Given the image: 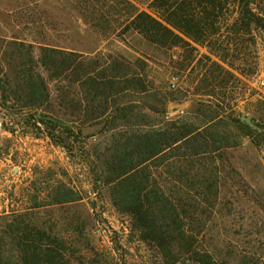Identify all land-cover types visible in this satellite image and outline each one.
Instances as JSON below:
<instances>
[{"label": "rangeland", "instance_id": "rangeland-1", "mask_svg": "<svg viewBox=\"0 0 264 264\" xmlns=\"http://www.w3.org/2000/svg\"><path fill=\"white\" fill-rule=\"evenodd\" d=\"M129 1L150 11V0ZM118 9L119 0H0L4 264H22L13 232L19 223L52 233L51 239L61 242L65 264H264V31L253 26L256 43L245 34L240 50L233 46L247 69H255L240 84L238 108L252 116L255 129L229 120V83L224 97L217 93L219 80L216 90L206 94V46L194 44L199 50L195 69L178 76L175 60L189 56L190 47L151 46L133 30H124L126 12ZM103 12L107 24L99 20ZM228 30L229 22L222 28L225 36ZM41 45L83 54V73L97 60L109 76L106 84L98 86L86 76L77 81L74 69L55 76L40 61ZM29 65L48 87L40 105L24 83ZM35 115L74 129V154L58 145ZM182 122L204 133L208 129L219 141L195 161L175 147L141 165L132 156L136 175L147 168L149 189L164 193L171 204L165 208L153 202V215L164 221L174 208L190 215L181 224L186 234L149 240L117 203L113 187L104 183L106 165L113 153L135 150V135H171ZM210 171L217 185L208 191L187 186Z\"/></svg>", "mask_w": 264, "mask_h": 264}, {"label": "trees", "instance_id": "trees-1", "mask_svg": "<svg viewBox=\"0 0 264 264\" xmlns=\"http://www.w3.org/2000/svg\"><path fill=\"white\" fill-rule=\"evenodd\" d=\"M262 2L264 0H150L148 3L150 11L148 12L129 0H119L120 8L126 12L125 15L122 9L118 10L125 17L121 22V26L125 25L124 30H133L151 46L169 50L178 46L190 47L189 56H185L181 61L175 60L174 74L178 76H184L186 71L193 66L199 51L194 44L206 46L210 51V55L205 57L207 69L204 84L208 88L206 94H212L211 92L216 90L214 83L219 80L217 93L221 92L224 97L228 92L229 83L231 110L229 120L241 124L242 113L238 110L242 98L239 91L240 84L245 83L244 79L255 73V69L252 65H249L247 69V64L241 58V51L239 54L235 53L233 46H237L240 50L246 40L245 34L250 35V41L255 44L253 26L264 31ZM228 12L229 18L226 17ZM99 16L100 21L109 23V20L106 21L108 19L106 13H99ZM228 22L229 36H225L222 28ZM40 50L42 65L49 70L53 69L55 76H59L68 69H74L78 73L77 81H81L86 76V79L92 80L98 86L106 84L105 79L109 76L105 73V69H100L97 60L95 61L97 65L93 69H91V66H94L92 63L90 71L83 73V59L85 58L83 54L76 51H65L50 45H41ZM213 56L218 60H214ZM137 60L141 61V59ZM194 69L195 66L192 67V70ZM25 73L24 83L29 97L34 104H42L48 98L46 82L34 70L33 65L28 67ZM189 75L190 73L187 76L190 77ZM191 83L193 84L194 81ZM208 102V106H212L213 102ZM34 118L45 124L58 145L74 154L73 147L77 137L74 129L58 121L45 120L43 116L35 115ZM209 126L207 128H210ZM174 128H178L174 134L162 136L158 133L159 138L147 133L135 135V150L125 149L123 152L113 153L105 170L107 177L104 183L113 187L117 203H121L123 209L138 222L144 237L160 242L186 234L185 227L183 228L181 224L183 218H189L190 215L185 208L182 213H178L175 208L167 211L168 219L164 221L153 215V202L162 204L164 207L171 204L165 198L164 193H160L157 189H149L147 168L140 169V173L136 175L137 165H133L132 156L136 155L141 165L159 155L164 149L175 147V149H184L186 154L193 159L192 161H195L205 154L211 145L219 141L214 134L208 132V129L207 133L201 132L200 128H195L189 122H182L181 127L175 126ZM65 133H67L66 137H62ZM130 172L132 175L129 174ZM214 177V172L210 171L208 176L199 181L195 180L193 184L187 186L208 191L217 185ZM166 221H169L168 226H166ZM13 232H16L18 237L22 264H65V252L61 242L51 239L52 233L22 223L16 224ZM0 264H4L1 237ZM239 264L243 263L240 261Z\"/></svg>", "mask_w": 264, "mask_h": 264}, {"label": "water", "instance_id": "water-1", "mask_svg": "<svg viewBox=\"0 0 264 264\" xmlns=\"http://www.w3.org/2000/svg\"><path fill=\"white\" fill-rule=\"evenodd\" d=\"M240 119H241V121L247 123L251 127L255 128V129H259V126L253 121L252 116L242 114L240 116Z\"/></svg>", "mask_w": 264, "mask_h": 264}]
</instances>
